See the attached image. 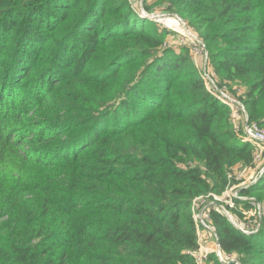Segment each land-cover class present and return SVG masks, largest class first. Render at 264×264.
Returning <instances> with one entry per match:
<instances>
[{
  "label": "trees",
  "instance_id": "16d2710c",
  "mask_svg": "<svg viewBox=\"0 0 264 264\" xmlns=\"http://www.w3.org/2000/svg\"><path fill=\"white\" fill-rule=\"evenodd\" d=\"M165 9L263 128L264 0ZM168 32L129 0H0V264H196L192 199L253 147L217 130L227 111L235 133L230 109ZM240 194L264 212V173ZM209 216L224 253L264 264V219L245 233Z\"/></svg>",
  "mask_w": 264,
  "mask_h": 264
},
{
  "label": "rangeland",
  "instance_id": "374dc122",
  "mask_svg": "<svg viewBox=\"0 0 264 264\" xmlns=\"http://www.w3.org/2000/svg\"><path fill=\"white\" fill-rule=\"evenodd\" d=\"M129 1L132 2L133 8L135 9V11L140 16L148 18L149 20L155 21L156 23L169 28V32L165 33L164 37H163V41L165 42L164 44L168 43L170 47H173V49H176L178 52H181L184 54L189 53V49L181 48L182 45H180V44H186L188 46H191L192 44H190V41L187 38L179 36V33L176 30H173V28H175L177 30H181L182 25H178L173 20H167L166 19L168 21V23H170L171 26L173 27V28H171V27L167 26L165 23L156 20L157 18H159V16H161L163 18L179 17L180 19L183 20V18L181 16H179L178 14L168 12L165 9L166 0H129ZM141 11H145L146 13L153 15V16L147 17V16L143 15L141 13ZM192 31L201 40L202 48L207 52V55L209 57L210 53L208 52L207 48L204 47L205 41L202 39V37L200 36V34L198 32H196L194 30H192ZM196 55H200V54H196ZM199 63H200V61H199ZM208 65L209 64L202 65L199 67L201 74H203L204 69H205V71L211 69V67ZM214 80L216 82L215 77H214ZM223 85H224L223 91L225 92V94L227 96L235 98V99H238L241 96L243 97V94L247 89L246 84L243 81H238V80L237 81H230L227 84H223ZM220 97L223 98L221 95H220ZM223 100H225V98ZM225 110H223V111H225ZM225 113L226 114L224 115V117H221L216 124V128L220 132V134L225 139H233V136H235L237 138V141L239 142V144H246L247 143L249 146H251L248 142H245L242 140V138H243L242 135H240L238 133H233L232 127H231V125L228 121V118H227V111H225ZM229 120H230V118H229ZM263 128H264V125H263ZM184 162H185L184 164L190 163V164L202 166L201 161L198 159H194V160L188 159L187 161H184ZM252 167H253V159L250 161H244V160H240V159L235 160V162H233V164L231 166L225 168L226 180H225V183L223 186H221V184L216 182L214 179H208L207 183L209 184V186L203 187L202 190H200L193 197V199L195 197H198V196L202 197L203 195H207V194L211 193L212 196L209 197L207 202L213 203V204L207 205V207H206L207 210H210V208H216L225 216V218L229 222L241 227V230L244 229V230L254 232V230H257V228H259V225H258L259 222H261V220L264 219V212H262L260 215L258 214L255 205H253L254 201L251 200V199H255L254 196H246L247 198L241 200L240 198H238V196L241 194H240V192H237V191H240L241 187L242 188L247 187L248 185H251V183L253 182L252 180H250V181L248 180V175L251 172ZM222 195H224L223 198H221V199L218 198V197H221ZM242 197H245V196L243 195ZM248 197H251V198H248ZM209 218H210V216H209ZM192 220H193V218H192ZM212 226H213V224H212ZM221 253H222L223 260L226 261L225 263L228 264V261H229L230 263L239 264V262L237 260L239 255L236 254L235 252L224 253L221 250ZM225 263L219 261L217 259V257L214 258V261L212 262V264H225Z\"/></svg>",
  "mask_w": 264,
  "mask_h": 264
},
{
  "label": "built area",
  "instance_id": "2783aa9c",
  "mask_svg": "<svg viewBox=\"0 0 264 264\" xmlns=\"http://www.w3.org/2000/svg\"><path fill=\"white\" fill-rule=\"evenodd\" d=\"M166 19L173 20L178 25H182V29L177 30L173 28ZM156 20L165 23L167 26L173 28V30H176L179 33V36L187 38L190 41V44H192L191 46L194 53L195 62L198 68L202 65H207L208 55L207 52L202 48L201 40L193 33V31L182 19H180L179 17L163 18L159 16V18H157ZM197 59L200 60L199 64ZM201 75L206 88L211 93L215 94L222 102L224 101V103L229 107L231 112V121L235 133L242 135V140L248 142L253 147V167L248 175V180L254 181L260 171L264 169V128H262L257 122L249 120L247 110L240 100L227 96L223 91L224 86H217L214 80V74L210 71V69L206 71L204 69L203 74ZM220 95L223 98H221ZM224 98L225 100H223ZM210 196H212L211 193L203 195L202 197H195L192 200L191 217L193 218V221L195 223L198 241V247L195 251H193V256L196 264H207L210 255H215V257H217L219 261L224 263L226 262L222 258L219 237L217 232L215 231V228L211 224L209 218V210H207L206 208L207 205L213 204L207 202ZM242 196L243 195H239L238 198H240L241 200L247 198L246 196ZM223 197L224 195L218 198L221 199ZM251 200L254 201L253 205H255L257 212L260 215L263 212L262 206L258 201H255V199ZM243 231L245 233L251 232L244 229Z\"/></svg>",
  "mask_w": 264,
  "mask_h": 264
},
{
  "label": "water",
  "instance_id": "95a60500",
  "mask_svg": "<svg viewBox=\"0 0 264 264\" xmlns=\"http://www.w3.org/2000/svg\"><path fill=\"white\" fill-rule=\"evenodd\" d=\"M141 13L147 17H152V15L146 13L145 11H141ZM263 173H264V169L260 171V173L257 175V177L254 179V181L251 184H253ZM228 264H230V262H228Z\"/></svg>",
  "mask_w": 264,
  "mask_h": 264
},
{
  "label": "crops",
  "instance_id": "0c3cea01",
  "mask_svg": "<svg viewBox=\"0 0 264 264\" xmlns=\"http://www.w3.org/2000/svg\"><path fill=\"white\" fill-rule=\"evenodd\" d=\"M214 261V257H209L208 261H207V264H212V262Z\"/></svg>",
  "mask_w": 264,
  "mask_h": 264
}]
</instances>
